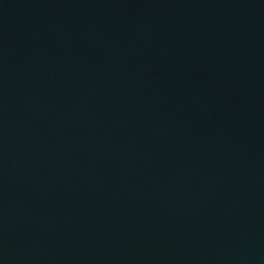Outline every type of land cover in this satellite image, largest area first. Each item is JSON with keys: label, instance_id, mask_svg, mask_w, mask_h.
I'll return each mask as SVG.
<instances>
[{"label": "water", "instance_id": "1", "mask_svg": "<svg viewBox=\"0 0 264 264\" xmlns=\"http://www.w3.org/2000/svg\"><path fill=\"white\" fill-rule=\"evenodd\" d=\"M0 264H264V0H0Z\"/></svg>", "mask_w": 264, "mask_h": 264}]
</instances>
